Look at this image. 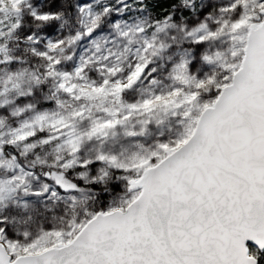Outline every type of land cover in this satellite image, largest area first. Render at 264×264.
<instances>
[{
  "label": "snow or ice",
  "instance_id": "obj_1",
  "mask_svg": "<svg viewBox=\"0 0 264 264\" xmlns=\"http://www.w3.org/2000/svg\"><path fill=\"white\" fill-rule=\"evenodd\" d=\"M0 264H264V0H0Z\"/></svg>",
  "mask_w": 264,
  "mask_h": 264
}]
</instances>
